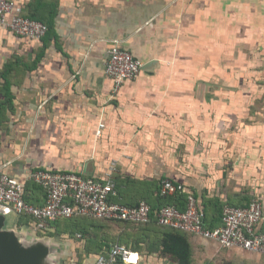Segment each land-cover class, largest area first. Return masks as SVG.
Wrapping results in <instances>:
<instances>
[{"label": "crops", "instance_id": "obj_1", "mask_svg": "<svg viewBox=\"0 0 264 264\" xmlns=\"http://www.w3.org/2000/svg\"><path fill=\"white\" fill-rule=\"evenodd\" d=\"M11 1L48 28L40 41L0 28V175L24 185L27 203L45 201L27 180L35 170L97 181L112 171L113 203L183 208L185 194L159 200L169 178L195 195L212 226L223 205L253 198L264 216V0ZM113 44L144 64L117 93L104 72ZM12 216L5 230L44 245L51 264H94L114 245L130 250L133 264L241 256L155 222L78 216L36 232ZM169 234L184 262L177 243L165 245Z\"/></svg>", "mask_w": 264, "mask_h": 264}, {"label": "built area", "instance_id": "obj_2", "mask_svg": "<svg viewBox=\"0 0 264 264\" xmlns=\"http://www.w3.org/2000/svg\"><path fill=\"white\" fill-rule=\"evenodd\" d=\"M0 28L32 41H40L48 31L44 23L24 16L22 7L11 0H0ZM143 67L139 59L119 44H113L107 50L104 72L113 83L114 93L125 82L135 81ZM27 180L42 189L44 204L33 206L27 203L24 200V185L15 178L1 174L0 215L25 217L36 232H45L56 221L78 216L135 225H146L154 218L161 227L213 242L220 249L264 255V216L262 203L257 198L251 199L245 206H223L221 226L211 230L205 227V215L194 194L169 178L160 180L159 196L167 198L177 193L185 194L184 211L172 205L152 210L143 201L135 207L111 202L110 198L116 194L112 171L106 180L97 181L74 173L43 168L31 172ZM81 237L77 235V238ZM135 262L136 257L130 250L114 245L108 252L100 254L94 264Z\"/></svg>", "mask_w": 264, "mask_h": 264}, {"label": "water", "instance_id": "obj_3", "mask_svg": "<svg viewBox=\"0 0 264 264\" xmlns=\"http://www.w3.org/2000/svg\"><path fill=\"white\" fill-rule=\"evenodd\" d=\"M6 217L0 215V264H51L49 251L41 243H28L5 230Z\"/></svg>", "mask_w": 264, "mask_h": 264}, {"label": "trees", "instance_id": "obj_4", "mask_svg": "<svg viewBox=\"0 0 264 264\" xmlns=\"http://www.w3.org/2000/svg\"><path fill=\"white\" fill-rule=\"evenodd\" d=\"M28 18H30V19H33V18H31V17H28ZM33 20H35V19H33ZM180 195H182V194H176V195H174V196H170V197H167V198H162V197H160L159 196V200L160 201H164L165 202V200H168L169 198H171V197H177V196H180ZM194 197H195V195H194ZM196 198V197H195ZM197 200V199H196ZM175 206V205H173V204H169V203H161L159 206H156L155 208H151L152 210H155V209H157V208H160V207H163V206ZM225 205H229V204H225ZM225 205H223V206H225ZM200 206V205H199ZM223 206L221 207V209H220V217H219V221H220V223H219V226H217V227H220L221 226V214H222V208H223ZM230 206V205H229ZM245 206V205H244ZM176 207V206H175ZM201 207V206H200ZM177 209H179L180 211H184L185 210V208H186V195H185V198H184V207L183 208H178V207H176ZM202 209V211L204 212V215H205V220H204V224H205V227L206 228H208V229H214V228H217L216 226H212V225H210L209 224V222H208V217L206 216V212H205V210H204V208L203 207H201ZM25 218V217H24ZM26 219V218H25ZM95 221H100V220H95ZM264 221V220H263ZM56 222H58V221H56ZM151 222H155V224H156V221H155V219L153 218L152 220H151ZM150 222V223H151ZM120 223H123V222H120ZM150 223H148V224H150ZM126 224H130V223H126ZM148 224H146V225H135V224H130V225H134V226H140V227H142V226H147ZM157 225V224H156ZM159 228H163V229H166V230H168V231H170V232H175V233H178V234H182V235H190V234H187V233H184V232H180V231H176V230H173V229H169V228H165V227H161V226H159V225H157ZM89 230V233H91V229H88ZM192 236V235H191ZM170 240L172 241V242H175V243H177V245H178V249H177V251L175 252L176 254L177 253H179V255H178V257H179V259H180V261H183L182 259H184L185 258V254L187 253L186 252V250H185V248L181 245V241H180V239H179V237L178 236H175V235H172V234H169V235H166V239H165V245H166V243H169L170 242ZM181 245V246H180ZM173 247V246H172ZM173 250H175V249H173ZM172 250V251H173ZM179 250V251H178ZM185 253V254H184ZM184 262V261H183Z\"/></svg>", "mask_w": 264, "mask_h": 264}, {"label": "rangeland", "instance_id": "obj_5", "mask_svg": "<svg viewBox=\"0 0 264 264\" xmlns=\"http://www.w3.org/2000/svg\"><path fill=\"white\" fill-rule=\"evenodd\" d=\"M260 93V92H259ZM264 94V93H263ZM14 216L10 215L9 217H7L6 221H7V226L10 228L12 227V222H13ZM232 251H237L239 252V255H241L240 257L234 258V259H228V257H223L222 259H220L219 261H216V263L211 262V264H263L264 263V255H259V254H250V253H246L243 252L241 250H232ZM226 252H230L228 250L225 251ZM236 259V260H235Z\"/></svg>", "mask_w": 264, "mask_h": 264}]
</instances>
